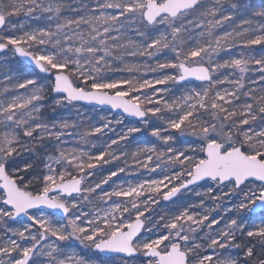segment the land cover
I'll use <instances>...</instances> for the list:
<instances>
[{"label": "rangeland", "instance_id": "rangeland-1", "mask_svg": "<svg viewBox=\"0 0 264 264\" xmlns=\"http://www.w3.org/2000/svg\"><path fill=\"white\" fill-rule=\"evenodd\" d=\"M148 1L151 0H93L94 7L89 14L95 31L93 37L88 36V39L83 36L85 31L81 26L71 27L70 24L64 34L71 44L66 45L65 50L75 54L76 58L72 59L77 64L91 67L98 75L110 68V61L95 57L107 52L127 51L126 55L133 58L136 51L143 49L152 48L157 53L166 51L165 69L157 76L144 79L138 87L125 80L98 79L92 89L107 91L119 87L116 93L139 103L142 108L146 102L149 108L145 110L149 116L140 124L153 120L156 128L167 133L164 142H170L169 149L159 153L154 145L145 146L132 155L136 161L130 164L121 148L124 144L120 142L140 133L141 126L109 111L97 113L100 119H95L96 130L112 132L110 140L99 147V157L110 154L114 170L100 184L82 190L77 196L65 198L50 194L51 199L67 206L69 213L65 218L35 210L29 213V220L11 221L12 210L3 204L5 196L0 190V264H18L35 245L38 247L29 264H134L133 260L119 258L106 262L92 251V247L118 230H124L136 218L146 222L145 215L150 206L161 203L165 212V217L160 219L161 226L157 225L158 219L145 225L144 233L134 242L142 254L151 247L165 253L170 247L180 245L189 264H246L243 260L251 254L248 238L252 237L257 241V256L264 255V217L257 218L255 225L248 219L249 210L264 192L263 185L249 182L236 189L233 182L220 185L217 181H208L172 202L162 200L165 194L190 177L191 171L182 163H193L195 167L203 160V150L208 142L222 143L219 136L225 138L223 150L233 149L240 143H247L255 150L264 146V26L256 37L255 47L247 51L238 49L232 27L225 28L218 22L204 26L206 19L198 12L185 13L175 19L161 17L151 25L152 31H147L143 12ZM156 1L163 3L165 0ZM252 2L244 0L240 7L244 12L241 13L247 12ZM237 3L234 1L233 6ZM20 4L27 10L24 20L32 21L34 28L26 30L12 25L4 43L11 47L25 44L23 47L27 48L30 41H38L41 48L37 57L44 63L50 62L54 52L44 40L50 36L49 27L35 29L38 22L35 19L42 20L45 16L47 21L55 22L58 0H24ZM35 7L40 9L36 17L28 12L34 11ZM235 8L226 5L222 12L229 15ZM0 14L5 16L1 9ZM58 27L56 22L52 23L54 31ZM241 28L243 34L249 29L245 24ZM182 40L186 46L182 45ZM0 42H3L1 38ZM14 58L12 48L0 55V85L7 78L18 75ZM181 63L207 66L211 81L177 84L175 79ZM27 80L33 82L32 78ZM27 99L20 95L7 105L1 96L0 114L13 111ZM63 100L67 102L64 97ZM58 105L65 107L63 101ZM226 108L227 116L236 114L237 122L229 121L232 118L226 119L222 114ZM177 129L175 137L172 130ZM178 137L188 142L184 148L177 145ZM244 151L250 154L248 150ZM261 152L259 150L255 155ZM9 155L25 165L35 159L28 153L26 144L19 150H0V165ZM179 158L183 160L180 162ZM36 160L43 164L41 179L44 186L34 193L20 186L32 196L43 194L65 180L68 171V166L62 165L58 156L42 153ZM121 160L126 164L122 165ZM249 222L253 229L243 233ZM145 260L139 264H156L155 260Z\"/></svg>", "mask_w": 264, "mask_h": 264}, {"label": "trees", "instance_id": "trees-1", "mask_svg": "<svg viewBox=\"0 0 264 264\" xmlns=\"http://www.w3.org/2000/svg\"><path fill=\"white\" fill-rule=\"evenodd\" d=\"M22 1L24 0H0V9L6 19V25L1 31L0 38L5 43L8 30L12 25H15V27L22 26L26 30L34 28L31 27L32 21L28 23L24 20V15L27 10L26 7L20 4ZM26 1L30 2L31 0ZM234 1H238L235 6H233ZM243 1L211 0L208 3L200 2L198 7L186 14L202 13L206 19L203 22L204 26L205 24L210 26L212 23L218 22L225 26V28L232 27L234 29L233 36L238 41V49L247 51L251 47H255L254 44L257 42L256 37L262 32L261 30L264 26V0H253L249 4L247 12L241 13L244 12L242 8L240 9ZM92 2L93 0H58L57 15L54 19L56 26L59 27L55 31L52 28V23H55L54 21H47V17L45 16H42V20L34 18L38 21L35 29H39L42 26L49 27L48 32L50 36L44 37V40L47 47L53 50L54 57L50 62L45 63L46 67L52 72H66L72 82L84 90H93L92 88L95 83H98V79L106 81L125 80L131 82L136 88L144 79L159 75L160 71L165 69L164 60L167 54L166 51L157 53L152 48L148 51L145 49L140 50V52L136 51L133 58L126 55L127 51L117 53L107 52L104 56L95 57L97 59L104 57L110 61V68L104 70L102 75L94 73V70L89 66L77 64L72 59H75L76 56L72 51L68 52L65 50V46L71 43L65 39L64 31L69 28L70 24H72L71 27L78 25L85 31L83 32V36L86 35L87 38L88 36L93 37L95 31L93 30V25L90 23L91 18L89 17L91 9L94 7ZM25 5L28 6V4ZM36 5L39 4L36 3ZM202 5L203 7L201 8ZM226 5H231L233 8H236L229 15H224L222 11ZM39 10V8L35 7L34 11L31 12V10H28V12L34 14V17H36L35 15H37L36 13ZM224 17L226 18L224 19ZM167 21L170 20L167 19ZM243 24L248 25L249 28L245 34H243V29L241 28ZM151 28L152 26H148L147 31H152ZM217 33H219V30ZM241 34L243 35L241 36ZM259 40L261 39L259 38ZM182 43L183 46L187 45L184 40H182ZM7 44L9 46L8 51H10L11 45L9 43ZM22 46L26 45L22 44ZM40 48L41 46L38 41H30L26 49L37 56ZM13 62L18 67V75L7 78L1 83L0 97L2 96L4 98L7 105L11 104L12 100H17L20 95L26 96L28 99L21 105L15 107L13 111L0 114V150H7L9 148L19 150L21 145L26 144L28 153L35 156V159H32L30 163L25 165L23 161L16 162L17 158H12L9 155V157L2 161L8 173L26 191L37 192L44 184L41 179L43 164L37 161L36 157L44 153L51 156H58L61 159L62 165L68 166V171L65 176L66 179L73 176L84 177L85 180L82 190L87 191L94 185L100 184L114 170L111 161L112 156H109L110 154L99 157V147L110 140L112 132L109 129L103 131L96 130L97 124L95 119H100L97 113L102 114L107 111L65 102L62 96L55 95L52 92L49 77H45L27 67L17 60V58H14ZM61 64L63 68H58ZM174 72H177L176 67H174ZM27 78H32L33 82H28ZM119 90V87L110 88L107 89V92L116 93ZM60 101H63L65 107L58 105ZM142 105L144 109L148 110L149 105L146 102H143ZM219 109H221L220 106ZM228 109L226 108L220 111L225 115L226 119H233H229V121L237 122L236 114L230 117L227 116L229 115L227 112ZM82 111L83 113H80ZM152 121L144 125L137 122L141 126V132L136 136L120 142V144H124L121 148L126 154L125 157L129 159L130 164L136 161V158L132 155L140 150L142 151L145 146L154 145L159 153L165 148L169 149L168 143L170 142H164L167 138V133H164L163 129L156 128ZM238 131L242 130L238 129ZM172 133L177 137L178 129L172 130ZM224 139L223 136H219L220 142L225 143ZM187 143L185 140H181L179 137L177 138V145L180 148H184ZM240 146L243 150H248L251 155L258 154L257 152L259 150L260 152L262 151L258 156L264 160V146L257 150L247 143H240ZM179 159L180 162L183 160V158ZM121 164L126 163H123V160H121ZM130 164L127 166H130ZM192 164L189 162L182 163L183 167L186 166L185 169L188 171H192L194 167V164ZM23 166H25L24 169ZM163 208V203L150 206V210L145 215L146 226L149 223L155 222L157 219V225L161 226L162 222L160 219L165 217ZM259 217H264V212L258 215H248V219L253 221L254 225L256 224L255 220ZM252 229L253 226L249 222L246 224L243 233H247ZM248 241L251 247V254L249 257L244 258L243 261L246 264H264V255L257 256V241L252 237H249ZM198 253H202V251ZM228 254L230 255V253ZM104 261L107 262L109 260L104 259ZM144 261L146 260L143 258L133 259L134 264L143 263Z\"/></svg>", "mask_w": 264, "mask_h": 264}, {"label": "water", "instance_id": "water-1", "mask_svg": "<svg viewBox=\"0 0 264 264\" xmlns=\"http://www.w3.org/2000/svg\"><path fill=\"white\" fill-rule=\"evenodd\" d=\"M200 0H165L158 3L156 0L148 1L143 12V21L153 25L161 17L175 19L179 15L194 10ZM6 20L0 14V32L5 27ZM8 50V46L0 42V55ZM15 57L39 74L50 77L54 94L63 96L72 104L84 107L108 110L113 114L123 116L127 120L144 122L147 118L141 105L125 95L110 93L103 90H84L75 86L69 75L64 71L52 73L39 57L20 45L13 46ZM179 75L176 82L208 83L211 80V71L205 65L178 66ZM206 181H218L221 185L233 182L236 189L246 182H255L264 185V160L258 156L246 154L240 146L223 151L219 142H208L203 151L201 160L193 169L189 179L164 195L163 199L170 202L180 193L199 186ZM82 178L74 177L58 182L43 194L30 195L22 189L16 180L8 173L5 165H0V190L4 193L3 204L12 210L11 221L29 220V213L34 210H45L52 215L65 218L69 210L65 204L58 203L50 198V194H61L64 197L77 196L82 190ZM264 211V192L252 206L250 213L258 214ZM145 222L141 218L134 219L125 230H118L105 240H101L92 248L104 258L121 257L129 259L139 257L140 252L134 242L143 233ZM38 245H35L27 254L23 255L18 264H29ZM146 258L156 259L157 264H188L187 255L179 245L169 248L167 253L156 247L144 252Z\"/></svg>", "mask_w": 264, "mask_h": 264}, {"label": "flooded vegetation", "instance_id": "flooded-vegetation-1", "mask_svg": "<svg viewBox=\"0 0 264 264\" xmlns=\"http://www.w3.org/2000/svg\"><path fill=\"white\" fill-rule=\"evenodd\" d=\"M145 225H146V222H145ZM144 229H145V227H144ZM102 258H104V257H102ZM112 258H114V257H111V258H108V259L105 258V260H109V259H112ZM136 258H143V259H145L146 257L144 256V254H140L139 257H133V258H131V260L132 259H136Z\"/></svg>", "mask_w": 264, "mask_h": 264}]
</instances>
